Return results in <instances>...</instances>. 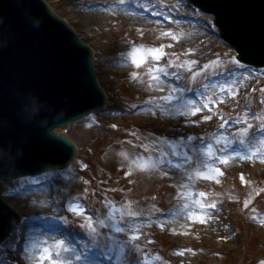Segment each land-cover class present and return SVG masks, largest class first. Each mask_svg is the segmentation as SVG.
<instances>
[{"label": "rangeland", "instance_id": "374dc122", "mask_svg": "<svg viewBox=\"0 0 264 264\" xmlns=\"http://www.w3.org/2000/svg\"><path fill=\"white\" fill-rule=\"evenodd\" d=\"M45 1L94 50L108 104L59 130L78 149L67 169L3 180L2 197L23 217L1 243L0 264H52L42 259L44 248L62 261L55 254L65 251L57 248L61 239L107 253L103 264H264V69L236 65L237 51L221 38L214 17L190 0ZM140 16H151L142 20L148 29L135 30ZM162 36L166 43H156ZM139 48L148 50L138 66ZM168 97L175 103L164 108ZM193 107L200 111L193 114ZM232 154L239 155L228 165ZM202 204L213 209L200 210ZM67 205L92 216L102 232L95 247L83 227L86 216ZM210 215L213 222L205 223ZM101 219L107 227H99ZM55 224L59 239H41L40 230ZM34 241L41 251L26 261L20 251Z\"/></svg>", "mask_w": 264, "mask_h": 264}, {"label": "water", "instance_id": "95a60500", "mask_svg": "<svg viewBox=\"0 0 264 264\" xmlns=\"http://www.w3.org/2000/svg\"><path fill=\"white\" fill-rule=\"evenodd\" d=\"M193 1L216 15L222 36L236 47L239 60L264 67V0ZM31 91L53 103L54 117L63 109L62 116L50 122L54 124L28 121L21 101ZM105 105L92 50L74 29L44 0H0V190L3 177L65 168L76 148L54 130ZM0 207L6 213L0 216L2 242L20 215L7 202Z\"/></svg>", "mask_w": 264, "mask_h": 264}, {"label": "snow or ice", "instance_id": "6c2138e0", "mask_svg": "<svg viewBox=\"0 0 264 264\" xmlns=\"http://www.w3.org/2000/svg\"><path fill=\"white\" fill-rule=\"evenodd\" d=\"M151 11V10H150ZM157 15L159 16H163V12H157ZM168 19H171V14L169 15ZM157 59H159V54H157ZM133 59H134V62L139 66L141 63H142V60L139 59V63H137V57L136 55L134 54L133 56ZM235 64L238 65L240 68H244L245 65L241 64L240 60L239 59H236L235 60ZM168 99H171V97H168ZM195 101H191V104L192 105H195ZM192 113L195 114L197 112L200 111V109H197L195 107H193L192 109ZM207 119V117H206ZM211 147V146H209ZM239 155V154H237ZM221 159L226 163L228 158L227 157H221ZM84 167H87V165H84ZM216 172H220L221 170L219 168L215 169ZM203 195V194H202ZM6 203L5 201H3L2 199H0V205ZM36 202H33V204H35ZM214 206V205H213ZM201 207H205L203 204L201 205ZM66 211H69V212H74V213H78L80 214L82 217H85L86 216V222L83 224V227L86 228V229H90L91 232H90V235L92 236V240H93V244L92 246L95 247V240L102 234L101 231H98V227L96 224H94L92 222L93 218L91 215H88L86 213V210L82 207H72L71 205H67V207L65 208ZM6 215L5 213V209L3 207H0V216H4ZM131 215L135 216L136 213H132ZM192 219L195 220L197 219V216L195 213L192 214ZM199 219L201 221L204 220V217L203 216H200ZM264 223V222H262ZM99 227L100 228H104V227H107L106 223H105V220L104 219H101L99 221ZM160 227H163V225L161 224ZM116 231L117 232H123L124 229L122 227H117L116 228ZM133 239H137V237H133ZM17 241H13L12 242V245L11 247L13 248V250L16 249V246H17ZM89 244H84L83 245V248L82 249H75V248H71L69 246H66L65 245V241L63 239L61 240H58L57 241V248H62L63 250L65 251H71L73 256H74V259L76 262H78V264H103V261L101 259H99V257L101 256H106L107 253H104V252H101V253H93V254H90L89 253ZM0 247H3L2 244H0ZM43 252L46 254V256L42 257V259H48V260H51L52 264H66L65 261H57V260H54L52 259L54 253L52 252V250L50 248H44L43 249ZM120 252L123 254L124 252V246L121 245L120 247ZM56 255H58L59 253H55ZM108 259H111L110 256H108ZM9 264H12V262L10 261ZM128 264H134L133 261H129Z\"/></svg>", "mask_w": 264, "mask_h": 264}, {"label": "bare ground", "instance_id": "6f19581e", "mask_svg": "<svg viewBox=\"0 0 264 264\" xmlns=\"http://www.w3.org/2000/svg\"><path fill=\"white\" fill-rule=\"evenodd\" d=\"M150 8L151 7H149L148 6V10L147 11H150ZM153 16V15H152ZM140 18H141V22L138 24V26H134V28H135V30H138V29H148L149 27H150V25H149V20H146V21H142L143 19H148V18H151V16H140ZM130 19V16H129V18H128V20ZM141 40H142V38H141ZM143 42V41H142ZM156 43H166V36H162V38L160 39V40H158V41H155ZM184 41H182V42H179V43H175V45H176V47H180L181 45H184ZM154 49H156V47H154ZM147 50H148V48H139V50H137V51H135L136 52V54H137V58H138V60L139 59H141L142 60V58L145 56V54H146V52H147ZM152 51H153V49H149V52H150V54L152 53ZM156 51H157V49H156ZM139 54H140V57H139ZM157 54H159V57L161 56V58L163 57V53L161 54V53H159V52H156L155 53V55H154V57H157ZM142 57V58H141ZM148 60V59H147ZM159 60H160V58H159ZM159 60H157L156 59V63H155V66H156V64L158 63V62H160ZM154 80V79H153ZM156 80V79H155ZM172 103V104H174L175 103V101L174 100H168V101H166V102H164V108H166V105L168 104V103ZM148 103H146V102H144V103H142V104H140V105H137L136 107H133V110H139V109H143L146 105H147ZM185 110V109H184ZM197 120V117H194V118H181L180 119V121L178 122V124L179 125H186V124H188V123H192V122H194V121H196ZM56 133H59V131L58 130H56ZM232 150H235V146H231L230 147V152L232 151ZM226 154H228V153H226ZM231 159L228 161L229 163H228V165H231V164H234L235 163V158L237 157V154L236 155H231ZM241 157V156H240ZM256 160H258L259 161V157L257 156V158H256ZM208 161H209V163L211 164V163H214L215 162V160H214V157L213 156H210V157H208ZM119 163V165H123V163H122V161H119L118 162ZM132 169V168H131ZM133 170V169H132ZM124 171V170H123ZM148 171V169H146V170H143V173H148L147 172ZM122 172V171H121ZM132 172V171H131ZM214 173H216V172H214ZM128 180H132L131 178H128ZM133 181H135V176L133 177ZM44 192H45V195L47 194V191H46V189H44ZM198 204V203H197ZM204 206L205 207H199V209L200 210H203V211H211L213 208H212V206H208V205H206V204H204ZM76 207H80V206H76ZM170 214L171 213H169V214H164L165 216L164 217H169L170 216ZM214 215V214H213ZM213 215H210V217H208V218H206L205 220H204V222L205 223H208V222H210V223H212L213 222V220H214V216ZM197 217H198V215H196ZM156 220H157V218H156ZM200 226H202L201 224H200ZM59 226L58 225H52V226H50V227H43V229H41L40 231L43 233L42 235H43V237H41V239L42 238H51L54 242H56L58 239H59V237H60V230H59V228H58ZM222 232H224V230L222 231ZM226 234H227V236L229 237V234L230 233H228V232H226ZM41 242L40 243H35V241L33 242V243H30V244H27V245H24L23 247H22V250L20 251V254H23V256L25 257V259H26V261H29V260H31V258H30V252H31V254L33 253V252H36V254H38L40 251H41V249H40V247H42L41 246ZM22 256V255H21ZM58 257H60V259L62 260V261H65L66 262V264H69V262L70 261H73L74 260V256H73V254H72V252L70 251H64V252H61V251H59V255H58ZM100 259H101V257H99ZM33 259V258H32ZM48 261V260H47ZM78 264V263H77Z\"/></svg>", "mask_w": 264, "mask_h": 264}, {"label": "clouds", "instance_id": "9594fccd", "mask_svg": "<svg viewBox=\"0 0 264 264\" xmlns=\"http://www.w3.org/2000/svg\"><path fill=\"white\" fill-rule=\"evenodd\" d=\"M47 98L42 97L38 92L31 91L23 95L21 101V109L23 113L27 114L28 121L39 125H49L54 119H59L63 114V109L54 117L51 114V106Z\"/></svg>", "mask_w": 264, "mask_h": 264}]
</instances>
